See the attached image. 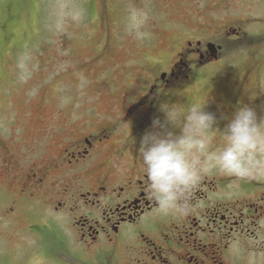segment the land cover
<instances>
[{
  "label": "flooded vegetation",
  "instance_id": "af4514ba",
  "mask_svg": "<svg viewBox=\"0 0 264 264\" xmlns=\"http://www.w3.org/2000/svg\"><path fill=\"white\" fill-rule=\"evenodd\" d=\"M98 1L109 22L113 7L109 0ZM230 4L184 0V34H165L170 55L164 66L150 65L141 46L125 48V56L137 55L126 60L116 58V48L112 54L103 46L88 63L110 59L123 65L110 81L101 80L86 110H75L70 118L60 110L50 123L40 115L33 127L2 140L0 176L19 194L6 213L15 217L25 206L29 221L32 210L41 211L69 230L78 250L108 255L115 264H235L237 242L246 247L253 236H264V180H236L208 169L189 194L188 214L165 215L151 196L139 158L140 141L153 130V121H166L165 105L204 104L217 129L210 133L215 137L210 151L222 145V132L240 107H251L257 120L263 119V59L247 56L242 73L205 71L219 65L230 40L246 32L244 20L214 14L217 6ZM222 83L231 86L228 101L207 105L212 88ZM197 86L201 93L188 96ZM177 128L165 130L179 134ZM231 182L240 188H230ZM36 224L49 228L47 221H30L29 228Z\"/></svg>",
  "mask_w": 264,
  "mask_h": 264
},
{
  "label": "rangeland",
  "instance_id": "374dc122",
  "mask_svg": "<svg viewBox=\"0 0 264 264\" xmlns=\"http://www.w3.org/2000/svg\"><path fill=\"white\" fill-rule=\"evenodd\" d=\"M226 2H231L230 7L219 5L214 14L230 22L244 20L246 32L230 40L221 63L206 68V72L242 73L247 56L264 60V0ZM109 3L114 11L105 23L98 0H0V169L2 140L11 141L22 127H33L40 115L50 123L60 110L69 118L75 110H86L101 89V80L107 83L120 72L123 64L119 67L116 60L88 63L103 46L108 44L112 54L116 48V58L124 56V60L137 57L122 54L125 48L139 50L141 46L150 65L164 66L162 61L170 55L165 34H184V0ZM201 88L197 86L188 96L196 97ZM230 88L228 83L213 87L207 105L225 104ZM28 134L26 131L24 139ZM207 166L215 170L210 157ZM240 186L231 182L230 188ZM15 197L19 194L14 183H5L0 176V264H115L108 255L96 257L79 251L69 230L41 211L32 210L29 221L25 206L15 217L9 216L6 208ZM34 220L47 221L50 234L39 233L45 236L42 238L30 232L29 223ZM235 256V264H264V236H253L246 247L237 242Z\"/></svg>",
  "mask_w": 264,
  "mask_h": 264
},
{
  "label": "clouds",
  "instance_id": "9594fccd",
  "mask_svg": "<svg viewBox=\"0 0 264 264\" xmlns=\"http://www.w3.org/2000/svg\"><path fill=\"white\" fill-rule=\"evenodd\" d=\"M203 105H165V123L154 120L153 130L140 141L142 171L165 215L188 214L189 194L208 171L209 157L220 175L264 180V119L258 121L251 107H240L222 132V145L210 151L215 139L210 133L217 129L215 117ZM168 125L179 127V134L166 131Z\"/></svg>",
  "mask_w": 264,
  "mask_h": 264
},
{
  "label": "trees",
  "instance_id": "16d2710c",
  "mask_svg": "<svg viewBox=\"0 0 264 264\" xmlns=\"http://www.w3.org/2000/svg\"><path fill=\"white\" fill-rule=\"evenodd\" d=\"M100 15H101V17H102V12H101V7H100ZM105 23H108L107 21L105 22ZM252 42V41H251ZM37 220H34V222H36ZM41 225H39V224H36L34 227V229L35 230H37L38 232H40V233H42V234H45V233H47V232H49V234H50V231L46 228V227H44V228H41L40 227ZM48 230V231H47ZM52 233V232H51ZM43 237H45V236H43Z\"/></svg>",
  "mask_w": 264,
  "mask_h": 264
}]
</instances>
